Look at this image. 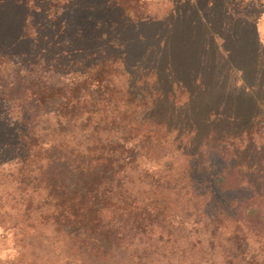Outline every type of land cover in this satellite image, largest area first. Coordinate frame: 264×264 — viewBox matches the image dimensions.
Wrapping results in <instances>:
<instances>
[{"label": "trees", "instance_id": "16d2710c", "mask_svg": "<svg viewBox=\"0 0 264 264\" xmlns=\"http://www.w3.org/2000/svg\"><path fill=\"white\" fill-rule=\"evenodd\" d=\"M231 10L217 0L170 9L169 40L147 54L150 67L138 75L127 65V30L149 20L97 21L72 39L53 37L49 58L0 47L8 208L31 216L28 228L48 224L86 261L264 264V110L232 118L241 113L239 99L202 100L217 63L182 46L201 31V48L247 83L256 35L246 43L253 56L241 60L215 36L217 26H229ZM177 93L186 95L180 105ZM219 122L238 129L216 130ZM178 157L183 163L173 168Z\"/></svg>", "mask_w": 264, "mask_h": 264}, {"label": "rangeland", "instance_id": "374dc122", "mask_svg": "<svg viewBox=\"0 0 264 264\" xmlns=\"http://www.w3.org/2000/svg\"><path fill=\"white\" fill-rule=\"evenodd\" d=\"M186 0H0V47L15 56L25 54L32 58L42 54L49 58L56 51L54 38H74L78 29L91 30L95 22L120 21V20H149L153 23L141 27L138 31L127 30L132 39V51L128 52L127 65L132 67L136 75L143 69L150 67L144 58L152 51H157V44L168 41L166 34L167 22H171L170 9L181 10ZM227 3L230 10H234L233 17H227L229 26H217L216 40L222 44L223 37L231 48L237 60L242 57L253 56L246 52V43L257 37L254 63L245 65L244 76L247 83H242L239 72H232L219 65V58L201 48L200 40L203 38L201 31L198 36H193L192 41L185 42L194 58L202 53L211 60L212 65L217 63L212 90L201 96L202 100L210 101L215 97L238 100L241 113L235 117H244L250 110H264V0H259L248 9L245 3L253 0H217ZM109 10L110 13L106 12ZM231 10V11H232ZM222 20L225 16L220 17ZM246 18L247 24H243ZM247 25V26H245ZM97 29V28H96ZM138 36V38L136 37ZM229 39V40H228ZM74 41H71L73 43ZM141 45V43H143ZM200 43V44H199ZM188 44V45H187ZM163 47L160 48V50ZM174 50V46L172 45ZM164 52V50H161ZM70 55V53L68 54ZM72 57V56H70ZM150 57V56H149ZM24 58V57H23ZM254 60V59H253ZM254 64V65H253ZM220 66V67H219ZM218 67V68H217ZM219 69V70H218ZM114 82L123 83L119 74ZM235 83V87L233 84ZM244 88H242V84ZM185 94L177 93V105H180ZM217 98V99H218ZM200 103V102H199ZM178 107V106H175ZM240 117V119H242ZM214 123V122H213ZM236 126V125H235ZM228 127L224 122L215 124L217 129L234 132L237 127ZM182 158H176L173 168L182 165ZM8 167V166H7ZM199 179V178H196ZM4 187H9L7 182L2 183L0 178V264H100L96 261L79 259L76 253L69 250L66 242L58 236L56 239L48 224L32 223L28 228L26 223L32 221L31 216L25 218L15 208L9 209L4 200ZM26 221V223L24 222ZM219 252V249L216 248ZM194 253L193 255H195ZM210 260V257H209ZM219 257H214L218 261ZM219 262V261H218ZM132 260H120L119 264H134ZM114 264V262L110 263ZM152 264V263H151ZM156 264V263H155Z\"/></svg>", "mask_w": 264, "mask_h": 264}]
</instances>
